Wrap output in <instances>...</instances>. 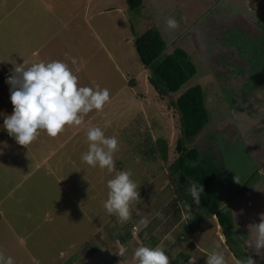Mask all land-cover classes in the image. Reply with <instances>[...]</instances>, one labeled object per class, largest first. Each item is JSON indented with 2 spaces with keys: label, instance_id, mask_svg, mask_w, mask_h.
<instances>
[{
  "label": "rangeland",
  "instance_id": "obj_1",
  "mask_svg": "<svg viewBox=\"0 0 264 264\" xmlns=\"http://www.w3.org/2000/svg\"><path fill=\"white\" fill-rule=\"evenodd\" d=\"M143 1L137 12L129 9L126 0H21L8 17L0 8L1 122L13 111L6 80L22 60L28 65L63 61L78 76L79 86L94 88L98 84L110 92V102L102 112L89 113L82 125L68 127L56 138L45 135L43 149L47 158L37 167L31 155L23 161L24 178L16 177L12 171L15 140L1 124L8 138L4 140V150L0 149V187L13 189L0 200L3 212L0 252L12 256L15 264H72L78 256L88 263L100 264L104 261V251L119 250L116 244L119 235L134 236L133 230L141 216L150 221L146 228H141L145 245L150 247L158 240L160 245L165 239L157 226L160 218L156 213L162 216L166 213L177 221L173 228L170 222L161 225L167 230V237H171L170 241H164V251H192L189 243L185 247L181 244L184 239L178 241L183 232L189 231V224H194L191 237L195 243L204 246L202 241L205 240L211 250L216 242L212 221L196 204L189 211L175 189L179 187L177 182L184 183V180L177 179L169 169L177 156L175 146L180 136L179 114L173 101L195 84L204 92L208 122L186 143L187 147H197L200 156L206 154L217 166L211 188L221 201L235 195L229 204L236 211L237 220L240 216L237 213L243 214L245 208L241 207L248 203L255 204L252 209L248 207L250 212L264 214V167L257 172L259 166L256 165L264 160V124L251 132L247 130L255 122L247 124L248 129L243 132L234 131V93L222 82L217 83L209 67L216 64L217 59L211 54L220 50L218 45L223 37L225 42L236 45L240 53H249L251 76L245 82L244 91L253 89L257 81H264V22L262 34L254 36L244 34L242 28L235 25L236 15H262L264 0ZM168 17L178 22L177 29L166 27ZM149 26L160 31L166 44L156 62L180 47L189 54L196 69L177 91L162 96L147 78L153 66L141 64L133 43L135 36ZM36 43L44 44L39 54L31 51ZM25 49L27 53L20 60L18 56H22ZM65 53L75 57L77 63L73 65ZM262 86H257L256 91ZM93 126L119 141L113 173L92 168L81 160L87 151L86 132ZM254 133L257 141L252 136ZM64 138H69L70 144L58 146ZM37 142L42 141H34L29 152L36 150ZM5 149H11L14 158L5 156ZM122 170H131V179L139 185L140 195V203L134 202L131 206L132 217L123 224L124 228L102 206L107 198V181ZM249 185L255 188L247 189ZM184 188L189 189L185 185ZM194 213L197 216L191 222L189 215ZM260 218L252 220L253 223H258ZM132 225H135L133 229ZM92 235L97 236L93 239ZM104 242L107 246L100 249ZM86 244H92L97 254L88 257L89 251H84ZM168 257L170 260V255Z\"/></svg>",
  "mask_w": 264,
  "mask_h": 264
},
{
  "label": "clouds",
  "instance_id": "obj_2",
  "mask_svg": "<svg viewBox=\"0 0 264 264\" xmlns=\"http://www.w3.org/2000/svg\"><path fill=\"white\" fill-rule=\"evenodd\" d=\"M169 30L179 27L178 22L168 17L165 20ZM65 57L75 65V57ZM6 83L10 86V102L13 106L11 115L3 121V128L15 142L28 148L43 133L48 138H56L68 127H79L89 113L102 112L104 106L110 102V92L107 88L79 86V78L73 74L69 65L63 61L35 62L30 65L17 64ZM87 151L81 160L92 168L115 171L114 154L118 151L119 141L115 136L108 137L97 126L90 127L86 132ZM131 170H122L107 181V198L102 201L106 213L114 216L117 222L124 224L132 217L131 206L140 203L139 185L131 179ZM203 186L192 181L188 192L192 202L200 204ZM188 209L190 211L189 205ZM191 212V211H190ZM163 219L161 213H156ZM188 221L189 218L185 217ZM150 223L147 217L141 216L136 231L146 228ZM253 239L249 246L257 252L264 249V214L260 222L249 226ZM171 237L165 240L170 241ZM164 240V241H165ZM161 243L155 248L138 246L134 249L130 264H169V257L165 254V245ZM120 257L127 252L125 245L116 242ZM195 260H189L194 264ZM233 264H255L251 257L240 259L232 257ZM0 264H15L12 256H5L0 252ZM206 264H228L224 251L219 242H213L211 251L207 254Z\"/></svg>",
  "mask_w": 264,
  "mask_h": 264
},
{
  "label": "trees",
  "instance_id": "obj_3",
  "mask_svg": "<svg viewBox=\"0 0 264 264\" xmlns=\"http://www.w3.org/2000/svg\"><path fill=\"white\" fill-rule=\"evenodd\" d=\"M126 3L131 11L136 12L143 6V0H126ZM133 43L141 64L145 67L153 66L148 81L161 96L177 91L196 72L189 54L180 47H175L170 54L156 62L166 44L155 26H149L137 34ZM173 105L179 114L180 136L177 138L175 146L177 156L169 165V169L170 173L176 175L177 179L184 180V183L177 182L179 187H175V189L179 191L187 208L189 205L190 210H192L195 204L184 185L189 187L192 181H196L203 186L204 191L198 206L204 210L205 215L216 217L227 245L235 254V248L231 244L234 234L231 210L229 206L222 203L215 189L211 188L215 183L218 168L209 159V156L206 154L200 156V150L197 147H187L186 144L208 122V112L201 86L195 84L188 87L173 101ZM175 189L174 192H176ZM196 216V213L190 214V221L194 222ZM193 226L194 224H189V231L183 232L178 237V241L189 236L194 230Z\"/></svg>",
  "mask_w": 264,
  "mask_h": 264
},
{
  "label": "crops",
  "instance_id": "obj_4",
  "mask_svg": "<svg viewBox=\"0 0 264 264\" xmlns=\"http://www.w3.org/2000/svg\"><path fill=\"white\" fill-rule=\"evenodd\" d=\"M21 0H0V8H1V13L4 12L5 17L10 16L13 12H14V6L17 3H20ZM144 2V1H143ZM114 9V8H113ZM110 10V9H108ZM26 27L22 28L25 29ZM14 31V30H13ZM126 40H129V38H126ZM39 42V41H38ZM43 44V43H41ZM41 44L40 45H34L32 47L33 48L31 51L32 53L37 52V54H39L40 48H41ZM37 46V47H36ZM44 46V44H43ZM27 49V47H26ZM24 50L22 52V56H18V58L20 60H22L26 53L27 50ZM20 52V51H19ZM42 58V55H41ZM25 60H22L20 62L23 63ZM80 70V69H79ZM148 78V77H147ZM132 81V79L130 80V82ZM1 124L3 125V122L0 121V149L1 151L4 150V140L7 139V136H4L6 134L5 131L1 130ZM4 136V137H2ZM44 137L45 135L43 133H41V135L38 137V139H40L42 142L38 143L37 142V146H36V150H33V152H29V147L25 148L23 146L19 147V145L15 142V147H14V154L15 157H12L11 153V149H5V156L10 157V158H14L15 162L11 163L12 165V171L13 173L16 175V177H23L24 178V174H23V170L25 168H23V161L29 159V156H32L33 162H34V167H37L39 165V163L43 162L46 158H47V154L45 155V151L43 149V141H44ZM13 139V138H11ZM67 140H69V138H64L58 146H61L63 144H67L69 142H67ZM70 144V143H69ZM75 143H73V145L70 146V148L74 147ZM58 146L56 148H58ZM55 149V148H54ZM54 149L51 151V153L54 152ZM73 149V148H72ZM19 153L18 156H16ZM255 187L252 185H249V187L247 189H254ZM13 188H9V187H5L2 186L0 187V200H2V198L4 199L6 197V195H8L10 193V191ZM235 195L231 194L226 200L222 201L223 204L229 206L231 213H232V219H233V223H234V234L232 236V246L235 248V252L237 253H233V251L230 250L229 246L227 245L226 241H225V237L222 234L221 231V227L216 219V217L213 216H208L209 219L212 221L213 223V237L216 238V242H219L221 245V249L224 251L226 259L228 260V264H233L232 261V257L235 256L237 258L240 259H245L247 257H251L255 264H264V249H261L259 252H257V250L255 248H252L249 246V242L253 239L252 233L249 230V226L252 224H257V222L253 223L252 220H256L258 218H260V214H258V212H250L248 210V207H253V205L255 206L254 203H248V204H244V207H241V209L245 208L244 213L242 214L241 212L237 213L239 214V219H236V211L233 210L232 205L229 204L230 199L233 198ZM175 197L174 191H173V197ZM3 212L0 209V219L3 218L2 217ZM172 218L168 215L163 216V219L160 218L158 225L161 229V234H162V239H165V237H167V230H164L163 228H161L162 224H167L170 222L171 227H175L177 221H173L171 220ZM251 219V220H250ZM261 219V218H260ZM260 222V221H259ZM258 222V223H259ZM1 223V222H0ZM3 223V222H2ZM154 227L153 230H155ZM133 227H135V225H132V229ZM170 227V228H171ZM121 228H124L123 224L121 225ZM135 231L133 230V237L132 236H124L123 234L119 235L120 238L116 239V242L119 241L121 244L125 245L127 248V252L125 253L124 256L120 257L118 254H116L118 251H104V261L101 262L100 264H130V259L132 256V253L134 251V249L138 246H146L145 244H147V242L145 241V237L143 236V234L141 233V229L139 231H136V227L134 228ZM169 229V228H168ZM171 230V229H169ZM193 232H191L189 234L190 236V240L188 239V236L184 238V242H182L181 244L185 247L187 246L186 244H188L191 241V244L189 245V247L192 249V251H165V254L168 256L170 255L171 259L169 260V264H189V260H195L194 264H206V257L207 254L211 251L210 249H208V247L206 246V241H202L203 245H197L194 241V239L191 237L193 236ZM94 236L97 235H92L91 238L94 239ZM102 238V237H100ZM104 241V238H103ZM159 241H156L153 245H151V248H155V246L159 245ZM87 243V242H85ZM92 244H86L87 248L84 251H89L88 253V257L94 256L95 254H97L98 251H94L92 250ZM107 244L106 242H104V244H102L100 247V249H104V247H106ZM187 248V247H186ZM181 255V257L179 256ZM177 257V259H176ZM72 264H96V262H89L87 261V259H82L78 258L75 259Z\"/></svg>",
  "mask_w": 264,
  "mask_h": 264
},
{
  "label": "flooded vegetation",
  "instance_id": "obj_5",
  "mask_svg": "<svg viewBox=\"0 0 264 264\" xmlns=\"http://www.w3.org/2000/svg\"><path fill=\"white\" fill-rule=\"evenodd\" d=\"M236 18L238 20L235 25L237 28H242L244 34H248V36L262 34L261 27L264 22V13L259 16L244 13L239 16L236 15L235 19ZM218 46L220 47L219 51L221 52L217 49V51H215L216 54H211L213 59H217L216 64L214 66L209 64V67H212L217 83L222 82L224 87L230 89L234 93L235 97L233 99L235 105L232 108L234 119L232 120L238 125H235L234 131L237 133L240 131L243 132L245 128H247V124L250 126L253 122L255 123L252 124L249 129L247 128V131L251 132L255 129L258 130V127H261L264 124V81H257L255 87L253 86V89L250 91H244L245 82L249 81L251 76L250 64L247 58L249 53H240L238 51L239 49L236 48V45H231V43L225 42L223 37H221ZM238 67H241V70H238ZM260 84H263V86L256 91L258 88L257 86ZM252 95H255L256 98H253ZM252 136H256V133ZM254 139L256 138L254 137ZM256 165L259 166L257 172H260L261 168L264 167V160L261 163L257 162Z\"/></svg>",
  "mask_w": 264,
  "mask_h": 264
}]
</instances>
